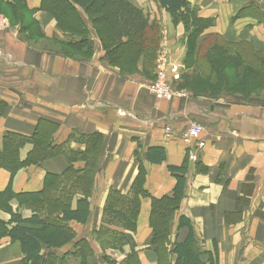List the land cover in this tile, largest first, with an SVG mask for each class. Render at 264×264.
<instances>
[{"label": "crops", "instance_id": "0c3cea01", "mask_svg": "<svg viewBox=\"0 0 264 264\" xmlns=\"http://www.w3.org/2000/svg\"><path fill=\"white\" fill-rule=\"evenodd\" d=\"M200 18L212 25L198 40V56L203 42L214 38L228 45L248 46L264 55V0H186ZM142 10L150 22L163 27L160 53L166 56L169 82L180 84L187 71L185 27L174 24L156 0H129ZM31 11L40 8L41 0H26ZM257 4L262 20L248 14L236 19L240 9ZM43 41L64 40L56 21L45 12L34 16ZM91 30V27H90ZM92 31V30H91ZM93 51L87 60H75L52 50L29 45L16 30L0 31V103L5 108L0 118V145L6 132L30 136L40 120L58 125L53 141L62 144L72 133H99L104 138L100 173L90 198V218L86 224L72 222L76 241L87 240L92 255L90 264H159L151 247V200L142 199L134 233L121 226L118 232L131 235L134 245L120 250H102L95 234L104 225L103 212L111 190L125 195L138 175L139 165L147 171L145 189L151 197L170 195L176 178L167 167L189 164L185 197L171 222V242H184L189 229L179 228V218L191 221L203 250L218 253V264H264V103H248L229 95L207 96L198 100L165 102L147 91L143 77L124 78L104 58L99 40L90 33ZM210 47V46H209ZM150 80V78H148ZM193 122L205 127L199 140L189 146L183 135ZM73 150L85 146L75 140ZM163 147L166 161L150 164L147 150ZM32 145L24 146L19 156L25 160ZM193 151L195 160H190ZM76 169L84 162L75 163ZM68 167L64 156H56L37 166L20 170L12 180L15 193L37 192L43 188L48 173L62 174ZM11 180L0 169V192ZM14 212L29 218L32 211L12 202ZM11 216L0 213L8 222ZM75 242L55 250L66 255L63 264H79L71 253ZM133 254V256H132ZM174 257L170 263L174 264ZM207 256H203L206 261ZM19 243L4 238L0 243V264H23ZM109 260V262H108ZM54 264H62L55 262Z\"/></svg>", "mask_w": 264, "mask_h": 264}, {"label": "trees", "instance_id": "16d2710c", "mask_svg": "<svg viewBox=\"0 0 264 264\" xmlns=\"http://www.w3.org/2000/svg\"><path fill=\"white\" fill-rule=\"evenodd\" d=\"M25 2L0 0V4L12 10L14 16L20 8L33 17L37 12L49 14L65 37L64 40L52 42L64 45L75 54L90 56L93 51L90 33L93 31L105 53L104 58L111 66L124 69L129 65L127 61L132 59L134 70L141 76L154 78L152 76L163 39L162 27L157 21L150 22L146 14L129 0H41L40 8L35 11H28ZM156 2L160 9L171 16L174 24L183 23L185 27L186 55L183 62L187 71L195 69L204 76L214 75L217 70L213 67L211 53L225 50L226 56L231 58L230 53H234L236 59L232 65L229 61L226 68L234 70L236 67L239 74H243L242 69L246 70V64L256 67L264 84V62L253 64L248 60L251 56L264 55L254 53L248 46L233 48L235 46L214 38V42L206 40L208 47L200 48L196 56L198 40L212 25V20L200 18L195 7L186 0ZM248 14L263 19L257 4L240 9L235 18H244ZM34 26L37 39L44 40L36 20ZM190 79L194 80L193 76ZM6 107L4 102L0 103V118ZM58 128L56 123L42 119L32 135L6 132L0 145V169L11 175L7 188L0 192V213L5 212L11 216L8 222L0 219V243L4 238L19 243L23 264H63L66 255H58L55 250L72 242L75 245L68 255L74 256L79 264H90V243L87 240L76 241L75 232L69 224H86L90 218V198L100 173L104 138L99 133H72L67 142L58 145L53 141ZM71 140L84 145L85 149H71L68 145ZM28 144L32 145V149L26 159L21 160L19 152ZM56 156H64L68 161V167L62 174L48 173L40 191L18 194L13 191L12 180L20 170L40 165ZM147 160L150 164L164 163L166 150L163 147L149 148ZM77 162H84V167L76 169L74 165ZM167 169L177 181L170 195L160 198L150 196L145 189L147 171L143 164L139 165L138 175L127 194L110 191L103 212L104 225L95 234L97 242L102 250H120L128 244L133 246L131 235L118 232L113 227L121 226L134 233L141 201L149 198V220L153 232L151 247L158 256L159 264H171L170 257L175 258L174 264H218V253L215 251L213 255L203 250L191 221L185 216L179 218V228L189 229L187 239L181 243L171 242L170 226L185 197L189 164L186 162L180 167L168 166ZM14 201L20 208L30 209L32 215L24 218L19 212H14ZM203 256L208 259L204 261Z\"/></svg>", "mask_w": 264, "mask_h": 264}, {"label": "rangeland", "instance_id": "374dc122", "mask_svg": "<svg viewBox=\"0 0 264 264\" xmlns=\"http://www.w3.org/2000/svg\"><path fill=\"white\" fill-rule=\"evenodd\" d=\"M20 5L21 7L23 6L22 4ZM28 11H30V9ZM13 14L14 13L12 10H10L5 5L3 6L0 4V31H8L10 29L16 30L22 39L35 48L39 47L45 50H52V53L62 54L63 56L71 57L75 60L83 61L88 59V57L71 52L64 45L37 39L36 35L34 34V30L36 29L34 22L36 19L33 16H30L25 11V9L20 8L16 16ZM205 41L203 42V45L207 48L208 43L205 44ZM239 46H242V44ZM239 46H235L233 48H237ZM211 55L213 67H215L217 70L214 75L209 74L204 76L199 74L200 72H196L195 69H192L185 72V74L182 76L180 84H178V82H169L167 75L168 61L166 56L160 53V50L156 59L155 73L154 76H152L154 78L150 80L145 76H141L138 71L132 68L134 64V60L132 59L127 61V64L129 65L126 68H115L119 70L120 74L124 78L138 77V79H140L143 77L149 82L147 86L148 93L165 102H173L175 100L192 102L198 100L199 94H205L209 92L207 96H214V101H216L218 96L229 95L236 98L237 100L248 103H264V84L262 82V76L259 75L260 72H258L256 67H251L246 64V70H243L240 67L244 73L239 74L238 68L236 67L233 68L234 70L226 68V66L229 65V61L231 65L235 63L234 60L236 59H234V53H230V57L232 56V59L229 58L228 55L226 56L225 50H222L221 52L213 51ZM248 60H251L253 64L263 63L264 56H251V58H248ZM191 76H193L194 80L190 79ZM209 79H211V81H209ZM192 126L200 127L202 131L201 134L205 130V127H203V125L198 122H193L190 127ZM187 131L188 130H186V132ZM189 159L192 161L194 160V158L191 157H189Z\"/></svg>", "mask_w": 264, "mask_h": 264}, {"label": "built area", "instance_id": "2783aa9c", "mask_svg": "<svg viewBox=\"0 0 264 264\" xmlns=\"http://www.w3.org/2000/svg\"><path fill=\"white\" fill-rule=\"evenodd\" d=\"M201 132L202 131H201L200 127H196V126L190 127L188 129V131L185 132L183 137H182L184 143H186L187 145L191 146V145H193V143L196 142L197 147L199 149H203L205 147V143L199 140ZM190 157L194 158V160H195V155H194L193 151L190 152Z\"/></svg>", "mask_w": 264, "mask_h": 264}]
</instances>
